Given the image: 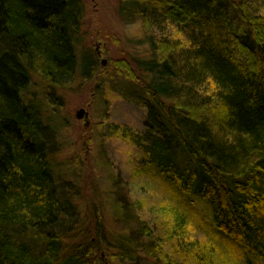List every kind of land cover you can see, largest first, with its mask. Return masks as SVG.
I'll return each instance as SVG.
<instances>
[{
    "label": "trees",
    "instance_id": "1",
    "mask_svg": "<svg viewBox=\"0 0 264 264\" xmlns=\"http://www.w3.org/2000/svg\"><path fill=\"white\" fill-rule=\"evenodd\" d=\"M116 12L149 50L104 66L80 51L82 0H0V264H131L144 247L105 230L103 210L119 218L123 201L94 198L86 215L82 160H62V102L79 79L103 107L114 95L147 114L143 132L106 118L98 138L127 141L136 176L160 173L246 264H264V0H118ZM180 220L168 263L202 264ZM144 232L146 257L161 258Z\"/></svg>",
    "mask_w": 264,
    "mask_h": 264
},
{
    "label": "rangeland",
    "instance_id": "2",
    "mask_svg": "<svg viewBox=\"0 0 264 264\" xmlns=\"http://www.w3.org/2000/svg\"><path fill=\"white\" fill-rule=\"evenodd\" d=\"M82 2L85 6L83 30L88 35L87 38L84 37L81 53L93 50L102 63L134 55L144 57L149 45L145 41L141 25L126 26L120 22L116 12L118 0ZM70 89L79 91H67L62 102V119L67 125L62 134L65 142L61 151L62 160L74 157L82 160L83 178L80 189L86 215L90 213L94 198L98 204L111 209L114 204L123 201L125 213L120 216L122 218H117V214L105 209L101 214L105 230L114 241L129 238L139 240L144 245L142 249L137 248V257L131 264H169V261H174L171 237L180 218L185 227V244L189 247L184 252L198 254L197 263L246 264L237 250H231L226 240L213 233L207 217L208 211H202L206 217L199 216L201 208L193 201L195 198L180 195L176 191L171 193L164 184L165 178L158 172L149 176H136L135 162L132 160H137L140 155L136 154L127 141L110 135L98 138L101 130L97 125H103L107 120L109 124L143 132L147 119L144 109L114 95L106 100L103 107L99 101L94 100L90 84L80 79ZM27 90L31 97L36 96L38 100L45 97L46 87L36 78H32ZM103 134H106V130L102 131ZM146 228L160 238L159 247L163 248L161 258L146 257L145 250L155 243L145 234ZM181 262L194 264L193 260V263H184V260ZM113 264L123 263L116 260Z\"/></svg>",
    "mask_w": 264,
    "mask_h": 264
},
{
    "label": "water",
    "instance_id": "3",
    "mask_svg": "<svg viewBox=\"0 0 264 264\" xmlns=\"http://www.w3.org/2000/svg\"><path fill=\"white\" fill-rule=\"evenodd\" d=\"M106 64H107V62L103 61V65H106ZM83 113H84V111L81 112V114H83Z\"/></svg>",
    "mask_w": 264,
    "mask_h": 264
},
{
    "label": "bare ground",
    "instance_id": "4",
    "mask_svg": "<svg viewBox=\"0 0 264 264\" xmlns=\"http://www.w3.org/2000/svg\"><path fill=\"white\" fill-rule=\"evenodd\" d=\"M1 44H2V43H0V48H1V49H4V46H3V45H1Z\"/></svg>",
    "mask_w": 264,
    "mask_h": 264
}]
</instances>
